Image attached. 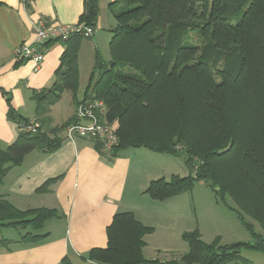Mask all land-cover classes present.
Instances as JSON below:
<instances>
[{
    "label": "trees",
    "instance_id": "16d2710c",
    "mask_svg": "<svg viewBox=\"0 0 264 264\" xmlns=\"http://www.w3.org/2000/svg\"><path fill=\"white\" fill-rule=\"evenodd\" d=\"M107 6L114 19L110 59L103 62L96 53L83 97L103 101L100 119L116 122L118 144L103 151L90 139L94 147L108 161L130 147L180 157L189 174L153 179L143 193L162 201L203 181L235 213L251 240L205 243L197 230L184 231L186 252L163 261L147 259L143 238L152 227L121 211L106 227V246L89 249L83 258L98 264H250L242 249L264 254V0H110ZM97 20L98 0H83L78 21L95 28ZM82 38L72 35L62 42L52 87L32 91L36 132L22 129L30 119L19 115L3 92L7 118L20 131L0 149V182L33 149H56L59 133L74 121L72 116L45 128L49 109L62 93L76 96ZM60 177L45 180L36 190H46ZM59 216L44 207L17 209L0 196V227L24 229L19 240L25 244L42 242L48 235L43 224ZM11 242L2 238L0 247L8 250ZM61 264L73 263L63 257Z\"/></svg>",
    "mask_w": 264,
    "mask_h": 264
},
{
    "label": "crops",
    "instance_id": "0c3cea01",
    "mask_svg": "<svg viewBox=\"0 0 264 264\" xmlns=\"http://www.w3.org/2000/svg\"><path fill=\"white\" fill-rule=\"evenodd\" d=\"M82 11L83 0H29L27 4L20 0H0V149L12 143L20 131V125L7 118L8 104L3 92L8 93L9 104L19 115L34 119L32 91L52 87L64 45L60 41L44 45L43 59L36 70L32 62L14 58L15 48L33 38L40 19L74 24L79 22ZM97 28L98 20L93 36L87 38L92 49L98 41H95ZM83 46L81 41L77 52L78 68ZM84 93L79 86L76 96L71 94L69 103L72 109L67 119L73 116ZM54 106L49 109L46 130L59 125L53 116ZM59 134L62 140L56 149L46 153L35 148L19 164L8 168L0 182V196L17 209L44 207L55 209L60 216L45 221L46 224L49 222L43 224L48 235L36 244L19 240L24 229L18 231L14 228L17 234L13 235L0 234V239L12 241L8 250L0 247V264H61L63 257H68L73 264H98L83 257L93 247L106 246V227L113 215L121 211H130L142 224L155 227L158 220L161 224L169 223L176 208L184 214L181 224L177 227L171 224L169 230L165 226V230L173 232V236L174 233L181 236L188 230L182 223L187 216L184 193L162 201L143 193L151 180L166 178L165 170L157 164V157L163 154L154 155L144 150L136 155L127 148L108 161L98 153L90 139L76 137L69 140L64 129ZM59 175L61 177L46 190H36L45 180ZM151 238V233L143 238V255L147 259L161 260L146 254ZM152 248L157 246L152 245Z\"/></svg>",
    "mask_w": 264,
    "mask_h": 264
},
{
    "label": "rangeland",
    "instance_id": "374dc122",
    "mask_svg": "<svg viewBox=\"0 0 264 264\" xmlns=\"http://www.w3.org/2000/svg\"><path fill=\"white\" fill-rule=\"evenodd\" d=\"M109 1L110 0H98V28L96 30L98 38L95 40L98 41L95 49L90 47L89 39L85 37L81 39L84 43L79 56L80 69L78 68L81 92L83 90L85 91L88 87L93 72L96 53H98V56L103 62H108L110 59L108 41L111 33L109 32V29L114 25V19L107 6ZM87 43L89 46H87ZM96 76L97 73H94L91 83L96 79ZM70 97L71 93L69 91H64L61 100L54 106L53 116L54 118H57L56 122H58L59 125L69 120L67 117L72 109V106L69 103ZM55 110L58 112L54 113ZM130 150L135 151L136 155H139V151H151L144 147H130ZM151 152L155 153L154 155L163 154V156L157 157V164L161 167L160 169L165 170L164 175L166 176V179H169L172 174L178 175L179 173V176L181 177L189 174V168L180 157L164 152ZM184 195L187 216L182 223L187 225L188 230L186 231L197 230L200 234L201 240L205 243H211L214 240H217V243L219 244H228L236 241L251 240L250 234L244 229L235 213L230 210L203 181H196L192 188L188 192H185ZM183 216L184 214H181L180 210L175 208L172 212V220H169V223L161 224L159 220L156 222L155 227H152V231L150 232L152 235L151 243L149 244V248L146 249V254L148 256L153 255L161 260H167L171 258L172 253H184L188 250V244L182 238V234L181 236H177V234L174 233L173 236L171 235L173 232H167L165 230V226H167L169 230L171 224H173L174 227L181 224L180 219ZM252 223L254 229L257 232H261L259 225L255 222ZM47 224L45 222V225ZM7 227L8 226L0 227V234L6 236L11 233L13 235L15 229L13 227ZM42 231L44 232V227ZM152 245L154 247L157 246V248L153 249ZM165 248L168 249L164 250ZM241 255L248 259L250 264H264V254L258 251L242 249ZM228 264L237 263L231 262Z\"/></svg>",
    "mask_w": 264,
    "mask_h": 264
},
{
    "label": "built area",
    "instance_id": "2783aa9c",
    "mask_svg": "<svg viewBox=\"0 0 264 264\" xmlns=\"http://www.w3.org/2000/svg\"><path fill=\"white\" fill-rule=\"evenodd\" d=\"M27 4L29 0H20ZM95 28L77 22L74 24H63L57 22H47L40 19L35 27V34L26 43L15 48L13 56L16 59H24L33 63V68L38 69L43 59L42 48L47 41L64 42L72 35H80L85 38L93 36ZM105 105L102 100L91 95L82 97L74 110V121L65 127L66 137L73 140L76 137H83L97 140L103 151H110L118 144L116 134V122H107L101 117L105 113ZM104 119V118H103ZM39 124L35 120H30L22 127L23 130L36 132Z\"/></svg>",
    "mask_w": 264,
    "mask_h": 264
}]
</instances>
